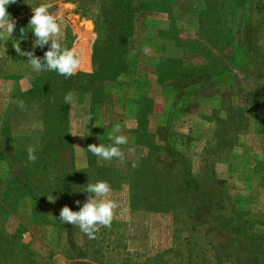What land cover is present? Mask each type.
Instances as JSON below:
<instances>
[{"label": "rangeland", "instance_id": "rangeland-1", "mask_svg": "<svg viewBox=\"0 0 264 264\" xmlns=\"http://www.w3.org/2000/svg\"><path fill=\"white\" fill-rule=\"evenodd\" d=\"M42 3L80 52L70 78L13 48L33 50ZM7 12L0 264H264V0H17ZM110 133L127 137L123 160L87 151ZM98 181L118 207L89 239L58 217Z\"/></svg>", "mask_w": 264, "mask_h": 264}, {"label": "clouds", "instance_id": "clouds-1", "mask_svg": "<svg viewBox=\"0 0 264 264\" xmlns=\"http://www.w3.org/2000/svg\"><path fill=\"white\" fill-rule=\"evenodd\" d=\"M17 0H0V40L13 35L16 23L7 12L10 4L16 3ZM51 4L42 3L32 8V16L30 17L27 28L34 34L32 43V51H22L20 42L13 44L15 52L21 57H27L31 68L36 72L53 71L57 74L70 78L75 75L82 67V59L77 48H65L60 43L62 35L61 25L58 18L49 13ZM20 34H25V28L20 29ZM6 42V40H5ZM49 45L48 50L44 52L43 57L35 55L34 50L39 47L43 49ZM145 52L148 48L145 47ZM65 104L71 105L73 96L68 93L64 97ZM18 106L23 108V101H18ZM92 120V116L84 117L85 127ZM120 126L116 125L113 133H119ZM109 134L111 145L89 144L87 151L103 161H112L114 158L123 160L124 153L121 151L120 145L127 144V137L123 135ZM76 136V135H73ZM80 136V135H79ZM28 160L34 163L37 159L35 149L28 147ZM84 192L88 193L87 201L83 203L78 211H73L68 206H64L59 213L58 220L62 224H71L77 226L81 232L86 234L89 239H95L100 227H111L114 219V210L118 204L110 197L111 187L106 181H98L88 184ZM77 205L80 201H76Z\"/></svg>", "mask_w": 264, "mask_h": 264}, {"label": "crops", "instance_id": "crops-1", "mask_svg": "<svg viewBox=\"0 0 264 264\" xmlns=\"http://www.w3.org/2000/svg\"><path fill=\"white\" fill-rule=\"evenodd\" d=\"M172 9H173V5H172Z\"/></svg>", "mask_w": 264, "mask_h": 264}]
</instances>
